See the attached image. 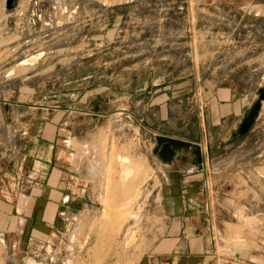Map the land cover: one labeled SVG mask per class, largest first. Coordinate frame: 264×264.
Returning a JSON list of instances; mask_svg holds the SVG:
<instances>
[{
    "label": "rangeland",
    "instance_id": "obj_1",
    "mask_svg": "<svg viewBox=\"0 0 264 264\" xmlns=\"http://www.w3.org/2000/svg\"><path fill=\"white\" fill-rule=\"evenodd\" d=\"M6 3L0 264H141L167 231L170 168L158 154L166 132L184 122L196 132V109L222 88L251 107L236 140L216 135L203 146L202 199L214 213L200 233L203 264H264V0H18L13 11ZM61 152L88 206L46 243L30 241L27 205Z\"/></svg>",
    "mask_w": 264,
    "mask_h": 264
},
{
    "label": "crops",
    "instance_id": "obj_2",
    "mask_svg": "<svg viewBox=\"0 0 264 264\" xmlns=\"http://www.w3.org/2000/svg\"><path fill=\"white\" fill-rule=\"evenodd\" d=\"M215 94L206 107L196 109V132V128L185 122L178 126L175 133L177 137L173 136L174 132H166V142L158 154L165 167L170 168L163 175L166 184L162 188L167 231L162 238L163 244L158 247L157 239L154 248L141 264H203L206 258V248L200 242V235L205 232L203 223L213 222L214 213H211L210 200L202 199L205 188L203 182L207 176L203 146L213 143L216 135L220 144L236 140L237 131L251 107L246 97L239 98L231 89L222 88ZM192 133L197 137L195 147H200V153L194 154V157L188 154L193 149L187 141ZM66 154L61 152L57 159L49 161L47 171L39 175L38 183L33 188L27 205L32 218L26 215L25 228L30 241L46 243V240L41 239L45 234L57 228L60 230V225H67L74 213L88 206L83 193V180L79 179L77 170L70 168ZM39 195L41 199H38Z\"/></svg>",
    "mask_w": 264,
    "mask_h": 264
},
{
    "label": "water",
    "instance_id": "obj_3",
    "mask_svg": "<svg viewBox=\"0 0 264 264\" xmlns=\"http://www.w3.org/2000/svg\"><path fill=\"white\" fill-rule=\"evenodd\" d=\"M18 6V0H7L6 7L8 11H13Z\"/></svg>",
    "mask_w": 264,
    "mask_h": 264
},
{
    "label": "bare ground",
    "instance_id": "obj_4",
    "mask_svg": "<svg viewBox=\"0 0 264 264\" xmlns=\"http://www.w3.org/2000/svg\"><path fill=\"white\" fill-rule=\"evenodd\" d=\"M129 172V171H128Z\"/></svg>",
    "mask_w": 264,
    "mask_h": 264
}]
</instances>
